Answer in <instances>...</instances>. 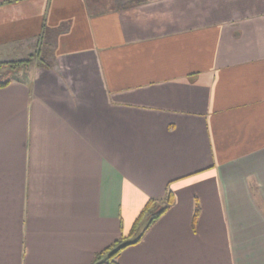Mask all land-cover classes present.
I'll return each mask as SVG.
<instances>
[{"label":"crops","instance_id":"obj_1","mask_svg":"<svg viewBox=\"0 0 264 264\" xmlns=\"http://www.w3.org/2000/svg\"><path fill=\"white\" fill-rule=\"evenodd\" d=\"M40 48L0 87V264H90L168 191L120 264H264V0H0V56Z\"/></svg>","mask_w":264,"mask_h":264},{"label":"trees","instance_id":"obj_2","mask_svg":"<svg viewBox=\"0 0 264 264\" xmlns=\"http://www.w3.org/2000/svg\"><path fill=\"white\" fill-rule=\"evenodd\" d=\"M37 52L39 60L42 61L44 55H46L45 52L41 48ZM34 59V54H32L26 59L0 61V67L5 66L12 69L8 74H0V87L8 85L12 79L11 75L22 68L25 69L29 67ZM172 204L173 195L170 191H168L165 199L162 201L150 199L135 219L130 232L126 235H122L109 247L97 252L90 264H120L119 256L122 251L129 246L139 243L150 227L166 213ZM199 211V206H196L195 217L198 216Z\"/></svg>","mask_w":264,"mask_h":264},{"label":"rangeland","instance_id":"obj_3","mask_svg":"<svg viewBox=\"0 0 264 264\" xmlns=\"http://www.w3.org/2000/svg\"><path fill=\"white\" fill-rule=\"evenodd\" d=\"M44 50H46V48L44 47ZM1 58H0V61H6V59H10V61H14V60H17V57H19V56H10L9 58H2V56H0ZM23 57H27V58H29L30 57V55L28 54H25V56H23ZM34 57H35V59H39V57H38V52L36 51V52H34ZM11 68H9V67H5V66H3V67H0V74H8V73H10L11 72Z\"/></svg>","mask_w":264,"mask_h":264}]
</instances>
